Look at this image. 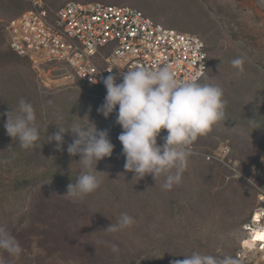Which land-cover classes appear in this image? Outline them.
Instances as JSON below:
<instances>
[{"label":"rangeland","instance_id":"1","mask_svg":"<svg viewBox=\"0 0 264 264\" xmlns=\"http://www.w3.org/2000/svg\"><path fill=\"white\" fill-rule=\"evenodd\" d=\"M67 1L42 0L51 10ZM75 1L129 5L166 27L198 34L211 50L200 82L223 90L224 117L189 146L194 153L179 184L170 190L161 187L175 169L156 180L152 174L134 178L135 173L124 168L126 158L118 140L122 128L115 123V113L105 118L97 111L106 88L76 80L61 85H57L61 80H46L45 75L60 78H55L54 70L39 71L28 58L14 53L4 32L6 21L27 9L28 3L0 0V227L22 249L19 256L0 249V260L176 264L193 252L236 260L240 225L256 200L252 183L258 178L252 167L264 159V0ZM236 58L244 61L242 72L231 64ZM21 99L33 105L36 120L48 130L45 135L40 132L34 148H20L4 128L5 114L10 110L15 114ZM73 124L90 131L107 130L114 145L111 157L97 163L103 172L96 173L100 187L82 199L66 195L68 185L88 171L78 162L79 155L67 152L73 135L64 134L59 150L55 141L49 143V135ZM166 135L162 130L158 145ZM221 148L228 152H220ZM211 155L222 160H208ZM91 171H96L95 163ZM122 213L135 223L117 232L104 230L117 224ZM113 244L118 252L111 250Z\"/></svg>","mask_w":264,"mask_h":264},{"label":"clouds","instance_id":"2","mask_svg":"<svg viewBox=\"0 0 264 264\" xmlns=\"http://www.w3.org/2000/svg\"><path fill=\"white\" fill-rule=\"evenodd\" d=\"M231 64L243 71V59H233ZM56 77L62 78L58 72ZM120 79L119 83L116 75L103 79L106 96L97 111L105 118L115 113V123L122 128L118 140L126 158L125 170L134 172V178L139 177V180L146 174H152L156 180L162 173L175 169V173L168 174L161 186L164 190H170L174 184L181 182L189 157L193 154L189 146L223 119L226 103L223 90L210 83H201L198 75L190 79L177 77L168 65L157 69L139 65L129 67ZM5 115L6 134L18 140L20 148L36 147L40 130L35 125L33 105L21 99L16 113L10 110ZM162 130H166L167 135L163 137L164 143L158 145L157 138ZM69 132L73 135V142L68 145L67 152L71 156L79 155L78 162L88 171H82L75 183L68 185L66 195L82 199L100 187L102 181L96 173L103 172L97 170V163L111 157L114 145L107 130L98 131L95 127L94 131H90L88 127L75 124L67 130L58 128L56 133L49 135V143L55 141L57 149H61L64 134ZM93 163L96 164L95 172L91 171ZM251 211L245 221L251 216ZM134 223L133 217L122 213L117 224L111 223L104 230L117 232ZM243 223L240 226L242 236L235 252L238 262L237 253L244 237ZM0 249L13 256H19L22 251L17 239L3 227H0ZM111 250L118 252V245H111ZM184 257L176 264H237L229 255L218 257L193 252ZM0 264H3V260H0Z\"/></svg>","mask_w":264,"mask_h":264},{"label":"built area","instance_id":"3","mask_svg":"<svg viewBox=\"0 0 264 264\" xmlns=\"http://www.w3.org/2000/svg\"><path fill=\"white\" fill-rule=\"evenodd\" d=\"M25 1L28 8L5 23L8 45L39 71L58 72L60 79L45 75L48 81L61 80L57 85L77 79L104 86L102 81L108 75H116L119 83L121 74L137 65L149 69L168 65L184 79L198 75L201 80L208 70L210 47L206 41L194 32L155 22L139 8L69 0L51 10L42 0ZM211 158L222 160L207 156ZM252 168L258 178L252 183L256 200L242 225L244 237L237 257L240 263L256 259L255 264H264V159Z\"/></svg>","mask_w":264,"mask_h":264},{"label":"trees","instance_id":"4","mask_svg":"<svg viewBox=\"0 0 264 264\" xmlns=\"http://www.w3.org/2000/svg\"><path fill=\"white\" fill-rule=\"evenodd\" d=\"M211 51V50H210ZM35 122H37V124H38V129L40 130V132H42L44 135L47 133V129H45L44 127H45V123H43V122H41V121H39V120H36ZM0 126H1V123H0ZM2 127V126H1ZM48 127V126H47ZM49 129L51 128V126L50 127H48ZM0 131L1 132H3L2 131V129H0ZM19 143V142H18ZM41 145V144H40ZM41 148H45V147H43L42 145H41ZM255 190V189H254ZM247 218H248V216H247ZM246 218V219H247ZM243 223V222H242ZM241 226V225H240Z\"/></svg>","mask_w":264,"mask_h":264}]
</instances>
